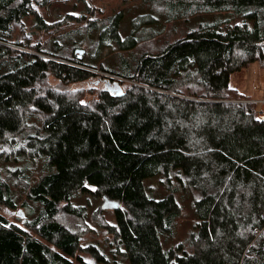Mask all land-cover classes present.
<instances>
[{
    "label": "trees",
    "instance_id": "16d2710c",
    "mask_svg": "<svg viewBox=\"0 0 264 264\" xmlns=\"http://www.w3.org/2000/svg\"><path fill=\"white\" fill-rule=\"evenodd\" d=\"M51 1L0 0V264H264V120L229 85L264 66V0H143L168 23L156 33L152 13L127 28L92 8L51 27ZM158 175L198 193L166 250L181 208L147 193ZM88 194L115 206L106 255L65 222Z\"/></svg>",
    "mask_w": 264,
    "mask_h": 264
},
{
    "label": "rangeland",
    "instance_id": "374dc122",
    "mask_svg": "<svg viewBox=\"0 0 264 264\" xmlns=\"http://www.w3.org/2000/svg\"><path fill=\"white\" fill-rule=\"evenodd\" d=\"M47 5H49L48 8ZM91 8L94 9L98 15L96 18H94L96 14L92 16L91 20H97V18L107 19L108 17L122 11L124 13L123 21H125L123 24H125L127 28L131 27L132 20L137 21L134 23L137 27L152 22L149 19L150 15H148L150 13H152L154 17H159V11L154 10L156 8L152 9L148 4H145L143 0H54L51 1V4L48 2L45 9L40 7L39 11L49 26L57 27L59 22L64 21L67 16H75L81 14L86 9H89L90 11ZM208 19L209 16L194 17L190 24L198 25ZM233 23H240V19H235ZM166 24L163 19L158 18V21L149 24L148 28L156 33L157 31L164 29L167 26ZM26 27L29 29H37L36 22L32 21V18L25 21V28ZM45 39L46 36L42 35L40 32L35 36V40L42 43H44ZM229 85L231 88L239 90L251 102L258 103L257 118H260V112L264 109V66L259 62H255L248 68L231 74ZM121 89L123 91L122 87ZM144 187L147 193L157 200L165 197L171 192L175 193L181 208V217L177 219L178 225L175 229L174 237L166 238L164 235H161V242L165 250L171 246H177L178 243L188 237L189 231L192 229L193 224L196 221L195 212L191 207V202L198 197V193L189 192L183 188L174 190L172 184L168 181V178L163 175L144 180ZM74 204L81 207L80 209L82 214H84L85 221L80 222L81 220L79 218L67 217L65 222L69 224L70 221V223H73V229L76 231L78 230V232L82 231V234L84 235L82 238L83 250H85L90 244H99L101 249L104 247L103 251L106 255V247L104 246L106 227L116 222L114 204L105 201L104 198H98L93 194H88L79 198L76 197L74 199ZM24 211L25 210L23 209H3L2 213L12 222L19 223L17 217H24L25 215L22 213ZM80 223H83L84 225H80ZM84 254L91 264H95L87 253Z\"/></svg>",
    "mask_w": 264,
    "mask_h": 264
},
{
    "label": "built area",
    "instance_id": "2783aa9c",
    "mask_svg": "<svg viewBox=\"0 0 264 264\" xmlns=\"http://www.w3.org/2000/svg\"><path fill=\"white\" fill-rule=\"evenodd\" d=\"M260 113H261L260 116L262 117V119H261V117H260V119H261V120H264V109H263Z\"/></svg>",
    "mask_w": 264,
    "mask_h": 264
},
{
    "label": "water",
    "instance_id": "95a60500",
    "mask_svg": "<svg viewBox=\"0 0 264 264\" xmlns=\"http://www.w3.org/2000/svg\"><path fill=\"white\" fill-rule=\"evenodd\" d=\"M118 90H119L120 92H122L121 86H119V85H118Z\"/></svg>",
    "mask_w": 264,
    "mask_h": 264
},
{
    "label": "crops",
    "instance_id": "0c3cea01",
    "mask_svg": "<svg viewBox=\"0 0 264 264\" xmlns=\"http://www.w3.org/2000/svg\"><path fill=\"white\" fill-rule=\"evenodd\" d=\"M264 108V107H263Z\"/></svg>",
    "mask_w": 264,
    "mask_h": 264
}]
</instances>
